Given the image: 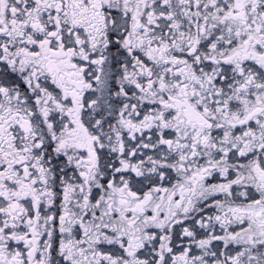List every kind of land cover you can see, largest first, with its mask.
I'll return each mask as SVG.
<instances>
[{
	"label": "snow or ice",
	"instance_id": "1",
	"mask_svg": "<svg viewBox=\"0 0 264 264\" xmlns=\"http://www.w3.org/2000/svg\"><path fill=\"white\" fill-rule=\"evenodd\" d=\"M0 264H264V0H0Z\"/></svg>",
	"mask_w": 264,
	"mask_h": 264
}]
</instances>
